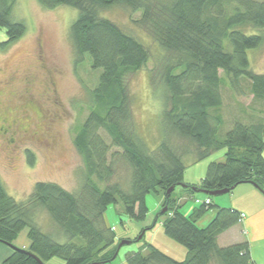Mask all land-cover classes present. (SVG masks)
I'll use <instances>...</instances> for the list:
<instances>
[{"label":"trees","instance_id":"trees-1","mask_svg":"<svg viewBox=\"0 0 264 264\" xmlns=\"http://www.w3.org/2000/svg\"><path fill=\"white\" fill-rule=\"evenodd\" d=\"M15 1L0 0V29L7 38L0 41L2 47L18 39L26 29L21 20L10 16ZM38 2L48 9L61 4L77 9L69 36L77 54L89 56L90 66L100 71L91 91L93 106L74 138L84 163L80 191L69 192L55 182L37 181L26 200L16 201L0 178V242L12 247L0 264H45L52 257L59 258L62 264L111 263L116 259L112 257L116 237L104 221V211L119 201L129 219L144 220L149 193L161 195L156 219L163 216L160 224L164 234L185 247L186 257L177 261L147 241L138 245L137 251L126 252V264H254L247 241L225 246L217 243L222 231L240 221L238 210L218 207L212 196L206 195L209 204L203 201L186 215L180 211L179 196L176 199L173 195L176 186L182 184V192L190 196L198 189L219 190L240 183H252L264 192V74L249 69L246 53L264 43V33L248 32L250 28H264V0ZM116 4L142 11L138 22L161 48L163 54L149 72L150 82L162 88L164 127L170 135L186 141L184 145L173 146L164 140L149 150L134 134L124 78L144 66L149 53L141 42L102 15V10ZM219 70L235 82L240 77L247 78L253 95L262 102L258 113L253 112L257 118L233 121L224 139L216 136L223 118L209 112L223 104ZM99 129L109 137V144ZM111 147L120 149L129 168L126 190L118 183H109L114 175L113 162L108 160ZM221 149L223 161L209 162L198 183L184 182L188 164ZM27 155L32 164L33 155ZM172 186V192H166ZM213 206L214 215L199 226V218ZM39 209L45 210L65 241L58 242L53 234L40 229L35 219ZM154 222L139 231L141 237L144 230L155 226ZM22 230L27 231L29 246L14 248V240Z\"/></svg>","mask_w":264,"mask_h":264},{"label":"rangeland","instance_id":"rangeland-1","mask_svg":"<svg viewBox=\"0 0 264 264\" xmlns=\"http://www.w3.org/2000/svg\"><path fill=\"white\" fill-rule=\"evenodd\" d=\"M12 6L10 16L15 21L21 20L26 29L15 41L0 46L1 181L16 201L26 200L37 181L55 182L69 192H79L83 186L84 163L74 138L93 106L91 91L97 85L100 70L93 69L89 56H79L72 44L69 29L78 15L77 9L65 4L48 9L38 0H16ZM101 13L124 33L141 42L149 53L145 65L139 70L128 72L124 78L130 97V124L135 136L149 150L155 149L164 140L173 146L184 145L186 141L170 135L162 123V88L151 84L149 72L163 53L150 33L138 22L142 11H132L127 5L116 4ZM248 30L249 33H264V28ZM5 39L4 29H0V41ZM246 53L249 69L255 74H264V43L247 49ZM219 73L223 79L220 87L223 104L221 108L210 109L209 112L212 116L223 118L216 136L224 139L233 121L248 122L250 118H257L254 115L258 113L262 102L253 95L251 81L247 78L240 77L235 82L221 70ZM99 133L109 144L106 133L101 129ZM27 152L34 157L32 164L28 162ZM223 154L224 149H221L188 164L184 172L185 182L198 183L199 177L205 175L208 163L223 161ZM120 155L118 147L110 148L108 160L113 162L114 175L109 183H118L126 190L130 172ZM99 186L102 188L104 185L101 183ZM181 187L176 186L174 198L177 199L182 192ZM239 188L234 187L229 193L212 196L213 204L218 207L227 205V198L236 194ZM258 190L264 195L263 191ZM194 196L201 202L206 198L199 191ZM220 199H225V202ZM161 200L160 194L146 195L148 211L144 220L129 219L119 201L106 208L104 221L113 228L116 237V249L112 256L116 259L106 264H126V252L137 251L138 245L147 241L177 261L185 259V247L164 234L160 224L163 216L156 219ZM217 200L219 204L215 202ZM189 203L186 202L187 205ZM215 209L213 206L207 210L200 217L198 225H205L207 217ZM35 219L40 229L53 234L58 242L66 240L62 232L58 233L59 230L44 209H39ZM153 222L155 226L144 230V236L140 237L139 231ZM22 231L14 240L16 247ZM134 238L136 241L132 242ZM125 240L128 241L126 244L118 246ZM0 244L12 249L9 244ZM54 263L62 264V261L52 257L45 264Z\"/></svg>","mask_w":264,"mask_h":264},{"label":"crops","instance_id":"crops-1","mask_svg":"<svg viewBox=\"0 0 264 264\" xmlns=\"http://www.w3.org/2000/svg\"><path fill=\"white\" fill-rule=\"evenodd\" d=\"M263 123H264V116H263ZM263 134H264V130H263ZM263 155H264V150H263ZM201 177L202 176H200L199 178ZM183 180H184V175H183ZM188 182L195 183L196 181L195 182L188 181ZM241 184L239 186L238 185L235 186L236 189L237 187H240L239 190H236L237 191L236 194H232V196L227 198L226 201H228V204L225 205L224 207H233L234 209L240 212L242 217L241 219H239L240 221L237 224L232 225V227L221 232V234L217 237V243L220 246H225L233 243L247 241L249 244V252L251 254L252 262H254V264H264V195L261 194L259 190L252 183L251 184L244 183V185ZM198 199L199 198H196V196L194 195L190 196L184 192L179 193L178 202H180L182 205L180 211L188 215L192 207L197 206L199 205V203H201V200ZM188 201L191 203L187 205L186 202ZM220 201L225 202V199H220ZM220 201L217 200L215 202L219 204ZM214 213L215 211H213V213H210V215L207 217L206 220L207 222L214 215ZM26 235H27V231L23 230L22 234H20L18 238L19 241V243L17 244L18 247L20 246L23 248H27L29 246L30 241H28ZM9 254H10V249L4 248L3 245L0 244V261H2L4 258L9 256Z\"/></svg>","mask_w":264,"mask_h":264},{"label":"water","instance_id":"water-1","mask_svg":"<svg viewBox=\"0 0 264 264\" xmlns=\"http://www.w3.org/2000/svg\"><path fill=\"white\" fill-rule=\"evenodd\" d=\"M182 186H185V185L182 184ZM233 188H234V186H231L230 188H221V189H219V190H209V191L198 189V191H199V192H202V193H204L205 195H208V196H209V195H210V196H220V194H226V193H229L230 190L233 189ZM172 189H173V186L170 187V188H168L166 192L171 193V192H172V191H171ZM165 210H166V208H164L162 211H165ZM140 237H141V236H140ZM126 242H128V241H127V240L122 241V242L118 243V246H121L122 244H126ZM13 247H14V248H17L15 245H13ZM41 264H43V262H42ZM90 264H95V262H94V263H90Z\"/></svg>","mask_w":264,"mask_h":264},{"label":"built area","instance_id":"built-area-1","mask_svg":"<svg viewBox=\"0 0 264 264\" xmlns=\"http://www.w3.org/2000/svg\"><path fill=\"white\" fill-rule=\"evenodd\" d=\"M209 202H210V200L205 199V203H206V204H209ZM241 217H242V215H241Z\"/></svg>","mask_w":264,"mask_h":264}]
</instances>
